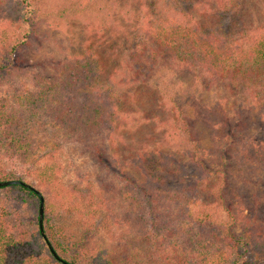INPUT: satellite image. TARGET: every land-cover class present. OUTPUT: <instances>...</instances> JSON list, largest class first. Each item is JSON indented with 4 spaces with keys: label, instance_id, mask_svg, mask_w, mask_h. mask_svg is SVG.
<instances>
[{
    "label": "trees",
    "instance_id": "16d2710c",
    "mask_svg": "<svg viewBox=\"0 0 264 264\" xmlns=\"http://www.w3.org/2000/svg\"><path fill=\"white\" fill-rule=\"evenodd\" d=\"M49 1L21 0L25 34L20 33V42L16 35L15 46L6 59H0V182L23 181L15 171L6 170V155L14 162L42 156L45 166L30 174L37 175L44 189H54L63 204L69 205L80 189L65 186L64 171L68 169L60 163L64 146H85L87 158L103 163V145L111 138L117 144L120 129L131 124L136 131L150 124L163 133L161 148L149 146L145 138L128 157L121 156L139 178L120 182L129 190L128 200L159 217V225L167 232L156 243L145 234L118 247L90 245L65 220L52 217L47 201L44 230L57 254L69 264H259L254 256L264 254V222L256 220V212L252 217L246 215L249 208L243 200L230 202L224 189L226 168L233 164L246 167L244 172L251 178L264 177V138H254L250 124L252 111L264 109V26L246 25L241 17L244 0H52L50 10ZM161 2L165 3L163 10ZM198 5H202L199 10ZM119 14L125 25L117 20ZM82 17L92 36L78 53L52 59V78L40 75L39 80L36 76V90L15 80L24 72L18 54L30 42L29 36H38L50 24L49 18L54 29L67 23L71 26ZM228 17L233 23L225 29ZM170 62L189 70L203 89H224L235 97L234 118L223 105L225 101L221 102L223 110L205 103L196 106L197 116L214 133L226 125L225 133L213 138L214 152L221 154L219 162L210 163L205 156L209 150L203 149L191 118L176 106L169 114L159 85L151 82L157 69ZM117 77L133 88L124 94L117 92ZM177 153L188 160L182 161ZM113 161L118 163L119 158L115 155ZM77 167L73 162V172L78 173ZM111 173L114 170L107 176ZM192 177L195 180L185 187V194L177 196L173 186ZM111 185L115 187L113 181ZM0 193V264H63L41 235L39 196L20 185L0 187ZM74 209L72 204L66 208ZM174 210H179L181 223L192 225L191 231L171 229ZM18 221L30 225L31 231ZM238 227L246 229L247 241L237 232ZM197 229L202 233L195 237ZM179 232H183L182 254L173 252L177 243L171 250L167 244ZM193 244L199 248L194 249Z\"/></svg>",
    "mask_w": 264,
    "mask_h": 264
},
{
    "label": "rangeland",
    "instance_id": "374dc122",
    "mask_svg": "<svg viewBox=\"0 0 264 264\" xmlns=\"http://www.w3.org/2000/svg\"><path fill=\"white\" fill-rule=\"evenodd\" d=\"M206 3L209 0H205ZM52 0L47 4L49 10L52 8ZM211 8L214 5L209 4ZM165 3L161 2V9L163 10ZM202 5H198V10ZM243 13L241 17L246 22L247 26L257 28L258 26H264V0H244L243 1ZM134 9H137L134 7ZM22 10L23 5L21 0H1L0 6V59H6L11 49L17 42L16 35L20 36V33L25 34L21 29L22 27ZM142 10H144L142 8ZM146 11V10H145ZM204 15V13H203ZM200 16V15H199ZM201 17V16H200ZM202 18V17H201ZM117 20L121 24L125 25L124 16L119 14ZM50 24L43 26L39 30V35L35 34L30 37V42L25 43L22 51L18 54L20 57V67H23L24 72L18 73L15 80L18 83H26L27 87L31 90L39 89L34 81L35 77L40 80L41 76L46 78H52V59H59L65 54L78 53L80 48L88 38H91L92 33L88 26L87 19L85 17L75 19L70 26L68 23L59 28L52 29V18L48 19ZM233 22L228 17L224 21V28L228 29ZM243 23L240 22L241 26ZM21 29V30H20ZM238 30L240 27L237 28ZM101 36V35H99ZM22 40L20 36L19 42ZM96 41H101L100 38ZM151 82L154 85H159L160 97L163 100L165 108L171 114L175 110V106L182 108V110L191 118L198 139L203 146L204 150H209L205 156L208 157L210 163L220 161V155L216 154L213 138L217 134L223 135L225 133V126L219 133L208 127L198 116L196 112V106L199 103H205L218 110H223V105L228 108L230 115L234 118L236 115V109L232 105L235 97L224 89L220 90H208L203 89L197 81L194 80L193 74L185 69L175 66L173 63H169L164 67L157 69L155 74L151 77ZM49 80V79H48ZM52 79L50 80V82ZM124 83V85H123ZM130 82L117 77L115 79V85L117 86V92L126 93L133 87ZM25 86V85H24ZM123 93V94H124ZM225 101V103L223 102ZM221 102L224 104L222 105ZM142 104V103H141ZM140 105V104H139ZM144 106V105H143ZM249 110V109H247ZM164 118V117H163ZM226 122V121H225ZM251 134L254 138H264V109L255 108L252 111L250 117ZM129 128V129H128ZM128 130L120 129L117 134L120 136L116 144L115 138H111L110 141L105 142L103 150H105L106 156L102 157L104 162L92 160L87 158L83 154L85 148L81 145L71 144L64 146V155L61 157V164L65 169V186L71 187L76 185L80 189L77 195H73L71 201L75 209L73 212L67 211L66 208L69 205L63 204V200L56 194L55 190L49 191L44 189L40 185V179L37 175H31L30 172L35 168L45 166V158L30 157V160L24 161L20 159L17 161L11 160L6 155L4 164L6 170L15 171L17 179L23 178V181L36 188L38 191L43 192V197L46 202L49 201L52 206V217L58 220H65L68 224V228L78 235V238H85L90 245L116 246L124 244L125 241L135 240L139 237L147 234L151 243H156L157 240L163 235H167V232L160 223L159 217L155 218L153 215L148 214V209L142 211L140 208L142 205L134 206L128 199L131 195H127L129 190H126V186H123L120 182L123 178H139L138 173L129 168L128 164H125L121 156L128 157V153H132L135 149L141 146L145 138L148 139V145L161 148L163 133L160 129L154 130L150 124L143 126L142 128L132 129L131 124L128 125ZM104 136L107 137L106 133ZM161 141V142H160ZM164 144V143H163ZM162 148L166 152L174 153L169 148ZM10 153V152H9ZM44 154V153H43ZM176 154V153H174ZM119 158L118 163L113 161V157ZM212 156V158H211ZM177 157L182 161H187L188 158L183 154H178ZM128 158H126L127 161ZM77 163L78 173L73 172L72 163ZM111 163L110 167L104 166L107 163ZM103 166V167H102ZM246 167H240L238 164L228 166L226 169L227 179L224 185V189L227 194L230 195V202L243 200L248 205L246 215L251 216L256 212V220L264 222V177L248 176L244 169ZM114 170V173L108 175V172ZM122 171L123 175L120 176L118 172ZM105 178L103 180V178ZM100 178L102 180L100 181ZM186 180V179H185ZM194 178L186 181L180 179L175 186L178 189L177 196L181 197L185 194L186 186L191 185L194 182ZM114 182L115 187L111 185ZM126 183V182H125ZM125 185V184H124ZM68 194L69 191H66ZM183 192V193H182ZM1 194V193H0ZM241 196V197H239ZM71 199V200H72ZM256 207V208H255ZM139 209V210H138ZM144 214V218L142 215ZM172 223L169 225L175 230L182 228L184 232L191 231L192 225L184 224L180 222L179 210H174L172 213ZM258 221V222H259ZM18 224L26 226L29 230L32 229L30 225L18 221ZM192 228V229H191ZM31 231V230H30ZM237 232L247 241L250 237L246 232V229L240 227L237 228ZM160 233L157 237L154 234ZM202 231L199 229L193 232V236L198 237ZM183 232H179L177 237L170 239L167 244L173 246L175 243L178 245L174 247L173 252L182 254L184 249L181 248L184 244L182 240ZM194 249H198V245L193 244ZM212 253V249L205 248ZM191 255V252L187 250ZM192 256V255H191ZM255 260L259 264H264V254L260 252L254 256ZM211 261L214 260L212 255ZM192 261V260H191Z\"/></svg>",
    "mask_w": 264,
    "mask_h": 264
},
{
    "label": "water",
    "instance_id": "95a60500",
    "mask_svg": "<svg viewBox=\"0 0 264 264\" xmlns=\"http://www.w3.org/2000/svg\"><path fill=\"white\" fill-rule=\"evenodd\" d=\"M11 185H20V186L26 187L29 190L35 192L39 196V198H40V211H39L40 221H39V225H40L41 235H42L45 243L47 244L51 254L54 256V258L63 264H69L66 261H64L57 254V252L55 251L54 247L52 246L51 242L49 241V239L46 235V232L44 230L45 199H44L43 195L36 188H34L33 186L29 185L28 183H26L22 180H12V181L0 182V187H7V186H11Z\"/></svg>",
    "mask_w": 264,
    "mask_h": 264
}]
</instances>
